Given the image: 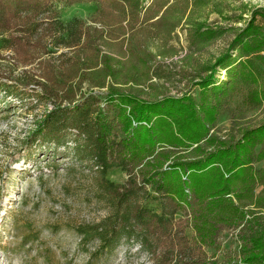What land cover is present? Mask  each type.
I'll list each match as a JSON object with an SVG mask.
<instances>
[{"label": "trees", "instance_id": "1", "mask_svg": "<svg viewBox=\"0 0 264 264\" xmlns=\"http://www.w3.org/2000/svg\"><path fill=\"white\" fill-rule=\"evenodd\" d=\"M86 1L105 3L126 18L130 33L115 36L125 40L128 34L127 56L143 63L141 73L100 49L108 38L102 27L76 16L65 23L57 18L58 4ZM143 6V0H0V35L8 58L21 68L14 91L52 104L30 143L65 146L71 139L98 170V187L115 208L99 222L76 226L82 243L97 241L90 255L110 252L125 238L138 242L155 264H264V120L224 138L214 130L239 90L247 104L264 102V8L250 11L227 50L195 71L186 91L150 100L136 86L140 77L152 79L147 62L152 54L131 38L145 18ZM167 8L152 22L170 33L176 23L164 18ZM43 21L44 32L35 36ZM187 28L193 45L226 30L200 21ZM55 32L69 39L56 56L45 39ZM222 70L225 79L216 76ZM84 84L89 93L106 90L86 95ZM195 85L197 96L190 90ZM113 166L126 172L124 183L106 177ZM152 201L163 210L149 206ZM223 232L231 233L234 249H223L218 240Z\"/></svg>", "mask_w": 264, "mask_h": 264}, {"label": "rangeland", "instance_id": "2", "mask_svg": "<svg viewBox=\"0 0 264 264\" xmlns=\"http://www.w3.org/2000/svg\"><path fill=\"white\" fill-rule=\"evenodd\" d=\"M143 4L145 18L131 38L141 45L140 51L152 54V59H147L152 79L145 81L140 77L141 84L136 86L142 89L140 96L150 100L186 91L194 72L212 64L227 50L250 11L256 7L264 8V0H143ZM56 7L61 22L76 16L87 24L102 27L108 38L106 43L100 42V49L116 56L123 68L135 66L139 73L142 72L143 63L127 56L128 34L125 40L115 36L122 31L130 33L129 23L124 21L126 18L119 19L116 9L96 1L70 6L58 4ZM165 8L164 18L176 23L171 26L170 33L152 22ZM43 14L39 16L41 19L46 16ZM155 15L146 20V16ZM194 21L226 30L217 37L193 45L187 25ZM44 27L43 21L35 36L43 33ZM262 29L264 31V22ZM45 39L54 56L66 51L69 39L60 32L57 35L55 32L54 38L47 34ZM9 54L4 35H0V264H155L134 240L122 238L113 250L97 256L90 255L97 241H80L76 226L99 222L114 211L115 205L98 187V170L85 151L73 147L71 139H67L65 146L41 143L40 140L30 143L31 132L52 104L24 91H14L18 84L15 78L21 68L14 67ZM217 75L225 79L224 70ZM84 88L86 95L102 96L106 90L95 88L89 93L86 84ZM190 90L197 96V85ZM243 95L239 90L219 114L214 130L222 137L237 135L242 127L255 126L264 120V102L247 104ZM261 165V161L254 164L256 168ZM106 177L124 183L127 174L113 166L107 170ZM259 190L260 186H257L254 193ZM148 205L158 212L163 210L159 201ZM187 232L190 234L191 230ZM218 240L224 250L234 249L237 245L230 232L221 233ZM208 253L215 254L219 260L223 257L214 249H208Z\"/></svg>", "mask_w": 264, "mask_h": 264}]
</instances>
